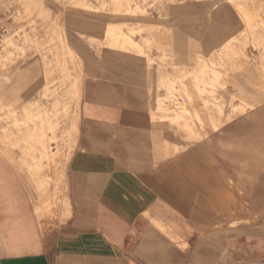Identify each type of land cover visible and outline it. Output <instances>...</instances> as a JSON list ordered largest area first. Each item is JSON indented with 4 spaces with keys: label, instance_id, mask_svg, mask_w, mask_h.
<instances>
[{
    "label": "rangeland",
    "instance_id": "1",
    "mask_svg": "<svg viewBox=\"0 0 264 264\" xmlns=\"http://www.w3.org/2000/svg\"><path fill=\"white\" fill-rule=\"evenodd\" d=\"M113 72L143 73L129 83L174 149L202 145L242 213H264V0H0V156L54 203Z\"/></svg>",
    "mask_w": 264,
    "mask_h": 264
},
{
    "label": "crops",
    "instance_id": "2",
    "mask_svg": "<svg viewBox=\"0 0 264 264\" xmlns=\"http://www.w3.org/2000/svg\"><path fill=\"white\" fill-rule=\"evenodd\" d=\"M109 74L82 103L60 203L0 156V264H264V213H242L202 145L174 149L129 83L143 73Z\"/></svg>",
    "mask_w": 264,
    "mask_h": 264
}]
</instances>
